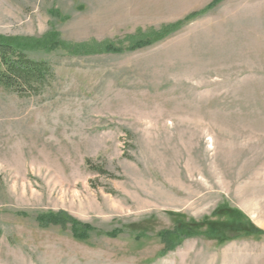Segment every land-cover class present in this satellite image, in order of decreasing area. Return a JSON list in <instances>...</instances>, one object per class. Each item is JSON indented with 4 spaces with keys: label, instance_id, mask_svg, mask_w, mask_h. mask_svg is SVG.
Returning a JSON list of instances; mask_svg holds the SVG:
<instances>
[{
    "label": "rangeland",
    "instance_id": "374dc122",
    "mask_svg": "<svg viewBox=\"0 0 264 264\" xmlns=\"http://www.w3.org/2000/svg\"><path fill=\"white\" fill-rule=\"evenodd\" d=\"M0 36L57 44L37 94L0 87V264H264V0H0Z\"/></svg>",
    "mask_w": 264,
    "mask_h": 264
},
{
    "label": "trees",
    "instance_id": "16d2710c",
    "mask_svg": "<svg viewBox=\"0 0 264 264\" xmlns=\"http://www.w3.org/2000/svg\"><path fill=\"white\" fill-rule=\"evenodd\" d=\"M193 16V15H190ZM188 17H185L187 19ZM183 19V20H185ZM182 21L162 26L160 29L143 34H134L127 37L129 45L127 50H134L148 46L163 36L175 30ZM56 39H33L30 37H2L0 36V87L12 89L20 94H37L47 80L52 76L50 65L43 60L32 59L27 55V51L34 49H43L49 46H57ZM124 48L115 46L109 42H92L88 44H79L72 48L74 53L90 54L96 52H121ZM41 225L59 224L71 226V233L74 238L86 240L88 232L92 230L89 224L81 223L68 216L65 212H51L37 216ZM231 231L229 227L212 226L205 236L210 238L218 237L225 239V232ZM253 234H261L255 227L251 228ZM112 236L114 233H107ZM191 227L186 224L177 225L171 230L161 232L162 241L166 243L167 248H172L183 238L196 235Z\"/></svg>",
    "mask_w": 264,
    "mask_h": 264
}]
</instances>
